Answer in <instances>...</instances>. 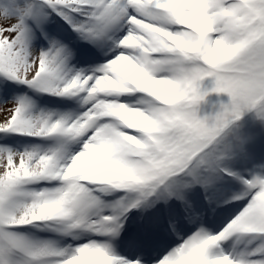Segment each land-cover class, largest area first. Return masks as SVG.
<instances>
[{"label": "snow or ice", "instance_id": "6c2138e0", "mask_svg": "<svg viewBox=\"0 0 264 264\" xmlns=\"http://www.w3.org/2000/svg\"><path fill=\"white\" fill-rule=\"evenodd\" d=\"M11 85L77 106L0 99V264H145L117 241L133 209L160 203L175 241L155 264H264V242L225 247L264 237V172L224 163L229 127L264 118V0H0V96ZM209 92L230 100L201 114ZM22 137L41 143L5 142ZM197 187L228 205L215 229Z\"/></svg>", "mask_w": 264, "mask_h": 264}, {"label": "rangeland", "instance_id": "374dc122", "mask_svg": "<svg viewBox=\"0 0 264 264\" xmlns=\"http://www.w3.org/2000/svg\"><path fill=\"white\" fill-rule=\"evenodd\" d=\"M62 28H65L62 22H54L53 30L59 32ZM65 36L67 37L68 35ZM79 60L81 66H84L93 59L85 49H82ZM205 84L206 80L204 81V85ZM15 93H18L17 87L13 85L8 88L7 91L5 90L3 95L0 96V99L10 100ZM214 94L213 100L219 99L221 103H228L230 100L227 93ZM123 98L124 97L122 96L121 99ZM36 99L41 107L51 109L63 110L75 108L77 106V102L74 99H65L47 95H36ZM207 100L205 99L203 102H206ZM220 105L217 103L213 105V102L211 101L210 103L209 101V104L205 107L201 105V114L217 111L219 110ZM237 124L240 127L238 128L237 126L235 134L233 135L237 136L241 140V143L237 144L233 139H230L229 141L226 140V143L230 145V149L224 160L225 165L233 168L244 176H250L254 172H264V118L259 117L257 112L253 109L245 112L241 119L235 121L230 126L231 132ZM227 131L229 132V129ZM5 142L10 143L13 147L21 148L33 143H41V141L35 140L31 137L15 138ZM234 144H237V146ZM236 147H241L242 151L236 152L234 149ZM76 150H79V146H77ZM227 183L239 186V181L233 180L232 178H229ZM119 195H122V193L115 192L111 196L106 197V199L115 200ZM191 196L198 202V205L201 206V210L204 212L203 219L209 226L215 229V227L220 225L222 221L226 222L225 217L228 215V205H221L216 211H213L204 197L203 189L200 187L194 189ZM172 203L178 206V202L173 201ZM165 207L166 206L163 203H160L155 208H149L146 210L133 209L128 214V219L125 222V230L121 232L117 241L118 251L122 255L129 251H134L138 254L142 253L145 257V264H155L158 255L163 254L166 247L175 241L174 235H170L167 231ZM145 225L149 226L148 233L145 230ZM197 226L198 225L184 224L185 228H191L193 231ZM262 242H264V237L256 238L252 236H238L227 242L225 247L229 251L233 248L250 249ZM130 244H134L135 247L130 248Z\"/></svg>", "mask_w": 264, "mask_h": 264}, {"label": "trees", "instance_id": "16d2710c", "mask_svg": "<svg viewBox=\"0 0 264 264\" xmlns=\"http://www.w3.org/2000/svg\"><path fill=\"white\" fill-rule=\"evenodd\" d=\"M211 82H212V81H211ZM212 86H213V85H212ZM212 86H211V87H212ZM211 87H210V88H211ZM211 93H213V94L211 95V97H214V95H215L214 93H215V92H211ZM218 94H219V93H218ZM210 101L213 102V105H215L216 103L220 105V103H221V101H220L219 99H214V100H213V98H211ZM227 141H228V140H227Z\"/></svg>", "mask_w": 264, "mask_h": 264}]
</instances>
